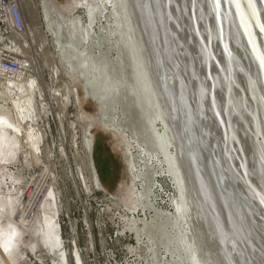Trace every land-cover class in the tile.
I'll return each instance as SVG.
<instances>
[{"label": "bare ground", "instance_id": "6f19581e", "mask_svg": "<svg viewBox=\"0 0 264 264\" xmlns=\"http://www.w3.org/2000/svg\"><path fill=\"white\" fill-rule=\"evenodd\" d=\"M19 1L22 9L23 3H26L30 10L34 31L41 34L43 32L53 38L55 51L67 75L74 83H80L84 93L100 105L101 113L96 120L106 128H113L121 133L132 149H135L137 144L145 153L139 156L140 161L144 163L145 172L140 169L141 166L133 156V171L139 173L136 178L152 172L156 174L157 179L166 178L174 190V195L168 197L164 187L158 190L163 204L154 203L151 198L156 193L152 190L150 193L133 191L132 202L127 203L126 207L133 213V232L138 240L145 235L147 229L154 228L152 233H156L164 219L167 224L173 222L174 236L167 234L165 222L162 229L166 236L169 235L166 237L167 246L172 244L176 247L175 253H172L173 258L175 255L178 257L176 264H253L251 258H255V250L261 253L259 262L264 264V214H258L260 205L256 206V211L248 206L245 195L242 194L243 198L238 197L230 175L225 176L232 181L234 187L225 189L227 187L223 181L227 179L220 176V171L223 175L226 174L227 166L218 156L220 139L223 140L224 133L226 137L229 134L237 137L245 157L255 156L258 161L257 151L251 141L252 122L250 118L245 119L244 123L248 126L246 128L232 112V132L221 130L220 137L218 131L221 122L218 119L222 116L219 106L223 107L226 98L222 96L216 100L215 105L210 103L208 96L212 87L211 79L208 74L205 76L201 72L208 66L209 61L202 43L206 44L205 41L208 42L209 38L201 17L197 16L200 36L207 34L206 37L201 41L199 34L193 29L192 19L187 11L192 0H75L74 6L81 8L85 14L84 18L89 20L86 22L82 16L71 17V14L58 11L54 0ZM223 10H226L225 6ZM200 11L197 7V14ZM225 13L228 14L227 10ZM247 14L250 16L248 8ZM261 15L264 20L263 8ZM212 23L215 24L214 21ZM236 26L239 27L238 24ZM96 30H99V35ZM240 35L244 37L241 29ZM18 37L21 40L20 45L5 48L7 53L21 56L27 54L26 50H32L35 43L29 27L25 35ZM233 44L238 46V40L234 38ZM190 45L195 47L191 49ZM40 46L43 52L49 53L47 42ZM218 46L219 42L216 49ZM261 46L264 50L262 39ZM236 52L245 58V65L251 70L254 56L248 45L244 44V47ZM115 55L117 57H114ZM222 56H218V59L224 62L228 72V62ZM33 58H30L31 65ZM0 77L5 80L3 89H0V97L7 103V106H0V158L3 146L5 151L12 152V157L18 159L22 148L21 138H25L27 144L31 142L38 152H42L38 140L44 135L38 132L34 124L40 121L41 114H37V107L41 100L45 101L44 97H48L49 92L44 84H39L33 77L26 79L25 72L10 78L0 70ZM53 77L58 81L60 79L57 66H54ZM221 78V72L215 70L212 81L220 91ZM240 84L246 90L250 102L251 96L257 97V93L250 89L243 76ZM57 92L59 90L54 97H64ZM14 93L16 97L12 99ZM69 93L73 94L76 101L79 100L77 93L70 90ZM235 94L240 95L238 90ZM124 103L128 104L127 109L137 114L136 121L142 130L138 132V137L129 123L126 128L122 125L123 122L102 115L104 108L115 109ZM44 115L46 118L55 119V115L48 110ZM82 118L84 120V116ZM125 118L127 120V116ZM30 123V129H25L24 125ZM93 130L92 121L84 131L92 169L90 179L93 185L102 187L94 160ZM128 130L132 132L131 136L128 135ZM205 134L207 139L203 137ZM203 142L207 143L210 158L204 156L207 151ZM248 168V174L261 188L264 169L260 167V179L252 160L248 162ZM193 169H197L201 175L208 172L210 181L197 187L192 178ZM219 182L227 195L219 189ZM222 199L224 207L220 204ZM13 202L11 197L9 203ZM158 205H167L171 211L164 212ZM1 208L4 209L5 204ZM255 213L258 214V219L255 218ZM59 216L60 211L56 205L40 218L39 229L35 232L45 249L53 251L58 257L59 264H69L62 230L57 220ZM2 233L5 236L0 239V255L2 258H9L17 249L21 233L12 223L4 228ZM148 238L153 244L151 235ZM238 238L244 246L238 244ZM14 242H17L15 248L12 247ZM154 246L156 245L153 244L151 248ZM72 258L74 264H84L78 248L73 252Z\"/></svg>", "mask_w": 264, "mask_h": 264}, {"label": "rangeland", "instance_id": "374dc122", "mask_svg": "<svg viewBox=\"0 0 264 264\" xmlns=\"http://www.w3.org/2000/svg\"><path fill=\"white\" fill-rule=\"evenodd\" d=\"M54 1L58 11L67 15L71 14V17L82 16L84 22L89 21L88 18H84V11L74 6L75 0ZM246 1L252 14L256 15L254 1ZM233 2L256 47L252 24L247 20L242 7L243 0H233ZM225 11L224 16L227 15ZM23 13L33 34V43H35L32 50H26L27 54H21V56L26 55V58H35L32 60L34 66L25 72V78L33 77L39 84H44L49 96L44 97L45 101H40L37 107V114H41L40 121L34 124L38 132L44 135L43 138H39L43 140H38L42 152H38L31 142L27 144L25 138L20 139L22 148L18 159L12 157V152L5 151L3 146L1 148L0 239L4 238L5 234L2 232L10 223L20 230L21 238L18 244L14 242L12 245L15 248L17 244V249L12 256L9 258L3 256V259L0 255V264H59L58 257L53 251L52 253L48 248L45 249L35 232L39 229L40 218L56 205L60 211L57 220L62 230L69 264H74L72 256L76 248L80 251L84 264H176L177 255L172 257L176 247L172 244L167 246L166 239L169 235L174 236L173 222L170 221L167 224V221L163 219L156 233H152L154 228L147 229L139 241L133 232L135 228V222L132 221L133 213L126 207L127 203L132 202L134 190L135 192L137 190L147 191V193L152 190L156 193L151 198L154 203L163 204L158 190L164 187L167 197L174 195L170 182L166 178L157 179L156 174L152 172L147 176L136 178L139 173L133 171V156L136 158V163L141 166H139L140 169L145 172L144 163L139 159L140 154L143 153L142 150L137 147V144L135 149H132L121 133L113 128H106L96 120L101 113L100 105L84 93L80 83H74L67 75L55 51L53 38L43 32L41 34L34 31L30 10L26 3H23ZM96 31L99 35V30ZM20 42V38L13 34L5 24L0 26V52L5 48L19 46ZM44 42L48 43L49 53L41 50L40 45ZM256 55L261 62H264V57H260L258 51ZM110 63L111 61H109V68ZM54 66L59 69V81L53 77ZM4 81V78L0 77V89H3ZM66 86L70 87L68 88L70 91L79 95V100H75ZM58 90L57 93L64 97H54ZM15 97L14 93L12 99ZM4 101L5 99L0 97V106H7ZM127 106L128 104L124 103L115 109L104 108L102 115L105 114L109 119L123 122L122 125L126 128L129 127V123L138 137V132L142 130L136 121L137 114L127 109ZM45 109L53 113L55 119L46 118ZM92 121L94 122L92 140L94 141L95 165L100 179L102 175H105L108 180L105 183L101 180L102 187L93 185L90 179L92 169L85 145L84 131L88 129ZM24 126L25 129H30L32 123ZM131 134L132 132L128 130V135L131 136ZM110 167L112 168L111 173L109 172ZM91 187L102 188L107 194L93 196ZM11 197L12 200L14 199L12 204L9 203ZM4 204L5 210L1 208ZM114 204L117 207L113 206ZM107 206H110L109 209ZM158 207L164 212L171 211L167 205H158ZM67 216L69 220L66 219ZM162 216L165 218L163 214ZM63 220L68 226L67 229L64 228ZM162 224L167 227L169 235H165ZM70 229L77 232L76 237L72 236ZM117 235L121 237L116 239ZM149 235L152 237L153 244L156 245L153 248H151L153 244L150 243ZM128 250L134 258L129 257ZM114 256L116 263H114Z\"/></svg>", "mask_w": 264, "mask_h": 264}, {"label": "water", "instance_id": "95a60500", "mask_svg": "<svg viewBox=\"0 0 264 264\" xmlns=\"http://www.w3.org/2000/svg\"><path fill=\"white\" fill-rule=\"evenodd\" d=\"M253 1L256 15L252 14L251 8L246 0H243L242 7L248 18L247 20L252 24V31L255 36L256 47L255 45H253V41L248 28L245 26L244 21L236 11L233 0H192L191 4L188 5L187 11L192 19L194 31L199 34L198 38H200V40L202 41V38L204 39L207 34L209 38L207 40L208 42L205 41L206 44L202 43V46L204 48L203 50H206V58L210 62L207 61L208 66L206 68H203L201 72L204 73L205 76L208 74L211 79L210 81L212 83V87L210 88L208 96L210 103H212V105H215L216 100L218 101L222 98V96H225L226 98L223 107L219 106L222 116V118L218 117V120L221 122L220 129L218 131L220 133V137L221 130L222 132H226V130H228L229 133L232 132V125L234 126L233 121L230 120L232 112L236 114V118H238L240 123H243L245 126L247 125L244 123V121L246 122L245 119L250 118L252 122L251 125L253 132L251 131V136L253 139L251 141L253 142L255 150L257 151L258 161L255 156L251 158H248L247 156L245 157V152L241 147V144L237 137H233L231 134L226 137L223 133V140L220 139V150L218 156H220L221 159H223V161L226 163L227 172L223 175V172L220 171V176H224L227 179V181H223L222 179L223 184L227 187L225 189L230 190V187H234L235 185L234 189L237 192L238 197L243 198V195H245V198L247 200L246 204L255 211L260 205L259 209L261 210H258V214L262 215L264 214V182L261 180V188H259L254 183L252 176L248 174V162L250 160L253 161V166H255L257 175L260 179L262 178L259 172L260 167L262 166V168L264 169V62H261L256 55L258 51L260 57H264V50L262 51L263 48H261V39L264 46V20L262 19L261 15V8L264 9V0ZM224 6L226 7V10L228 12L226 16H224ZM197 7L199 10H201L198 14ZM247 8L250 11L251 18L247 14ZM197 16L201 17L203 24L206 25V35L201 34L202 36H200L201 30L198 25L199 20ZM213 21L216 24V29L215 24L213 25L212 23ZM233 22L238 24L239 27H237ZM240 29L243 32L244 37L240 35ZM234 38L238 40V46H235L233 44ZM218 42L219 46L216 49ZM244 44L248 45L250 51L254 56V63L251 67V70L248 69L245 65V58L240 56V54L236 52L239 48H243ZM191 47L194 48L195 46L190 45L189 48ZM191 52L190 56L193 57V53ZM222 55L228 62L226 64L228 65V72H226V66L224 65V62H220L218 59V56ZM217 69L221 72L222 76L221 91L219 87H217L218 89L215 88V84L212 81V75ZM204 74L202 75L204 76ZM241 76L245 78L250 89H254V91L257 93L256 98L254 96H251V102L246 95V90L243 88L242 84H240ZM236 90L239 91L240 95L235 94ZM216 112H218L217 107ZM213 122L215 123L216 121L214 120ZM193 128L194 127L191 128L192 132ZM246 128H248V126H246ZM234 131H236V129ZM203 137L207 139L206 134L203 135ZM203 145L207 151V153L204 152V156L210 158L211 155L209 153V149H207V143L203 142ZM204 175H201L197 171V169L192 170L193 182L197 187L201 186L202 184L206 185V182H208V180L210 181L208 172H205ZM225 175H230L235 184L233 185L232 181L228 180ZM216 178L219 180L218 175L216 176ZM218 187L223 191V193H225L226 190L222 188L221 182H219ZM225 195L227 194L225 193ZM220 204L224 207L223 199L222 201H220ZM258 214L255 213V218L257 219L259 217ZM236 240H238L237 242L239 245H243V242L240 238ZM255 251V258H253L252 256L251 259L253 260V264H260L259 260L262 258V255L259 250Z\"/></svg>", "mask_w": 264, "mask_h": 264}, {"label": "built area", "instance_id": "2783aa9c", "mask_svg": "<svg viewBox=\"0 0 264 264\" xmlns=\"http://www.w3.org/2000/svg\"><path fill=\"white\" fill-rule=\"evenodd\" d=\"M4 24L16 36H23L26 34L28 26L23 13L22 4L19 0H0V26ZM2 52L3 53L0 52V70H2V72L10 78L19 75L22 72H26V68L31 69V66H34L33 62L31 65L30 58L25 59V56H15L11 53H7L5 50ZM91 194L93 196H97L98 194L106 195L107 193L102 188H93ZM110 198L113 197L110 196ZM113 206L117 207L115 204ZM109 207L110 206H107V209H109ZM66 219L69 220V217L67 216ZM63 225L65 229L68 228L64 220ZM70 232L73 237L77 236V232L72 229H70ZM118 237L121 236L117 235L116 239H118ZM105 246L107 247L109 245ZM127 252L129 253L130 258H134V255L130 252V250ZM115 258L116 257L114 256V263H116Z\"/></svg>", "mask_w": 264, "mask_h": 264}, {"label": "trees", "instance_id": "16d2710c", "mask_svg": "<svg viewBox=\"0 0 264 264\" xmlns=\"http://www.w3.org/2000/svg\"><path fill=\"white\" fill-rule=\"evenodd\" d=\"M110 171V173H111V170H112V168L110 167V169H109ZM108 174V173H107ZM101 176V175H100ZM101 180H102V182H107L108 180L106 179V177H105V175H102V177H101Z\"/></svg>", "mask_w": 264, "mask_h": 264}]
</instances>
